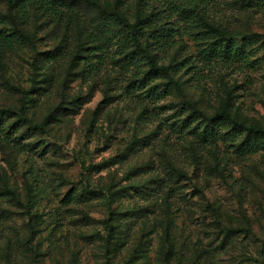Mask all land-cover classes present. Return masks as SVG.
<instances>
[{"label": "rangeland", "instance_id": "1", "mask_svg": "<svg viewBox=\"0 0 264 264\" xmlns=\"http://www.w3.org/2000/svg\"><path fill=\"white\" fill-rule=\"evenodd\" d=\"M115 3L81 0L59 23L0 0V30L28 36L0 40L13 139L0 133V264H108V223L112 264H264V138L204 141L187 104L264 125V0H197L176 16L191 29L183 92L121 54ZM135 8L117 17L133 23ZM201 13L231 36L228 63L223 41L193 35Z\"/></svg>", "mask_w": 264, "mask_h": 264}, {"label": "trees", "instance_id": "2", "mask_svg": "<svg viewBox=\"0 0 264 264\" xmlns=\"http://www.w3.org/2000/svg\"><path fill=\"white\" fill-rule=\"evenodd\" d=\"M79 1L81 0H8L9 11L14 18L16 15H21L22 18L26 17L29 20L31 16L37 14L43 18H49L52 22L59 23L64 20L62 11L68 9L71 5L75 6V3ZM133 1L136 4V20L133 23H129L127 18H118L117 16L120 15L122 7ZM196 5H198L197 0H116L113 12L108 13V15L120 26L117 46L121 54L125 55L127 61L131 60L136 67L146 63L149 67V74L166 78L168 84L182 91L181 76L179 75L184 73L189 66L186 59L177 58L176 55L180 49L178 45L190 33L191 29L182 26L176 16L184 15L183 13L188 15L197 8ZM204 15L205 13H201L200 17H196L195 22H190V24L195 23L194 26L203 31L201 34L196 33L193 35L198 41L203 36H208L202 38V41L213 50L218 49L216 42L223 41L220 43L223 44V55L226 63H228L230 44L226 38L231 36L219 26L210 23ZM3 18V16H0V27L6 23ZM8 37L9 35H7L5 28H2L0 30V40H3L7 47L10 48L13 46V41L19 37L26 39L28 36L24 31L19 30L17 36H10L12 39ZM215 38L217 41L214 40ZM210 39H213V41L209 42ZM187 104L193 112L205 119L207 125H209L205 126L200 133L204 141H217L216 143L221 142L227 145L228 143H236L239 136L243 133L247 135V138H264V125L242 124L237 122L226 110L208 115L196 105L190 102ZM8 117L5 110H0V133H3L6 141L12 142L13 139L10 138L9 133H4V125L2 124V121L8 119ZM108 227L110 235L107 242V263L112 264L109 253L111 251V234L115 226L108 223Z\"/></svg>", "mask_w": 264, "mask_h": 264}]
</instances>
